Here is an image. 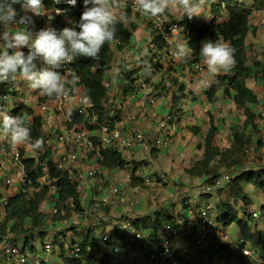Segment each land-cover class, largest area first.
<instances>
[{
  "label": "built area",
  "instance_id": "built-area-1",
  "mask_svg": "<svg viewBox=\"0 0 264 264\" xmlns=\"http://www.w3.org/2000/svg\"><path fill=\"white\" fill-rule=\"evenodd\" d=\"M47 2L51 4L50 9ZM42 3L46 13L37 16L32 24L33 34L46 27L56 28L54 21L67 14L70 8H78L79 13L85 8L84 0H76L74 6L68 0L64 3L42 0ZM120 6L121 10L131 13V20L136 22L137 31L142 33L145 43L139 45L135 40L122 49L119 48L120 41L113 44L114 55L104 73L108 93L103 107L110 119L100 120L83 86H78L80 81L67 98L60 99L47 98L40 93L34 95L32 89L25 93L29 85L19 78L0 83V88L4 89L0 93V111L9 116L24 114L30 129L35 117H38L43 141L38 149L32 148L31 139L29 144L12 146L3 135V116H0V224L6 221L7 207L12 197L43 191H47L48 197L55 194L57 184L49 171V162H52L58 170L68 173L69 179L76 183L81 192L83 211L75 215L99 229L101 237L97 250L101 255L109 256L108 264H122L125 257L130 258L129 264H264L261 252L242 236L235 241L225 232L215 206L202 203V196L207 197L216 190L219 192L227 188L230 175L220 178L214 185H204L198 195L187 192L184 195L187 209L180 207L173 211L175 224H165L156 236L152 235V231L148 233L136 228L131 220H117L112 226L105 223V218L99 217L106 207L110 208L115 203L139 204L126 198L120 186L107 185L110 175L107 176L108 172L100 164L103 151L116 147L129 161L133 156L145 160L151 150L167 148L170 137L177 132V117L158 122L157 130L148 126L151 116L156 115L153 108L160 100L169 97L172 100V95L161 94L162 89L173 78H178L180 71L203 74L207 70L202 58L199 60L192 49L191 58L185 57L186 62L178 58L177 43H187L185 27L170 14L153 20L135 10L134 0H120ZM222 7L226 9L224 4ZM56 9H61V14L58 15ZM263 20L264 8L254 10L251 22L262 24ZM78 22V18L67 16L63 26L75 27ZM74 61L55 71L62 72L70 79L69 69L77 74ZM36 66L38 70L46 67L39 59ZM130 72H134L133 79L124 75ZM208 80L211 83L207 90L215 83ZM156 85L159 91H155ZM128 86L132 88L130 91H127ZM75 117H79V120ZM40 167L42 174L34 183L31 174L37 173ZM146 175L142 171L137 177L146 180ZM148 183L151 184L150 181ZM47 200L44 205L48 206L44 211L49 213L48 208L55 214L57 207L47 203ZM65 205L74 208L73 200ZM249 213L253 224L264 228V209L262 212L249 210ZM90 226L84 228L83 232L86 233ZM115 226L126 234L124 243L111 242L109 232ZM76 230L81 231L79 228ZM75 234L71 236L75 244L70 249V255L78 257L80 245L86 239L85 234L81 237ZM188 235L192 238L190 241ZM50 237L47 235L43 240L36 239L33 242L35 252L30 251L22 239L12 235L5 237L0 244L2 264H50L48 258L55 249ZM134 243L136 248L132 246ZM129 247L133 250L130 251ZM137 249L140 253L134 257Z\"/></svg>",
  "mask_w": 264,
  "mask_h": 264
},
{
  "label": "trees",
  "instance_id": "trees-1",
  "mask_svg": "<svg viewBox=\"0 0 264 264\" xmlns=\"http://www.w3.org/2000/svg\"><path fill=\"white\" fill-rule=\"evenodd\" d=\"M62 3L67 0H60ZM211 8L215 15H223L226 12L228 19L226 21L217 22L216 18L211 25H200L198 22L191 20L188 15H185L182 21H178L185 27V39L188 45L194 51L196 57L200 60V49L204 40H221L227 42L235 49V67L227 74L215 76V83L207 91V97L210 103L215 101L218 91L222 90L224 97L230 100L237 109L244 112L247 118L243 129H234L232 131L230 147L221 148L216 143V137L219 129L216 125L215 117L210 113L207 135L204 142L198 144V149L203 152V155L193 165L187 169V174L194 179L203 180L204 185H214L217 180L230 175L231 180L226 189L230 191V197L234 203L242 202L244 206L237 207L230 202L222 203L218 206V219L222 222L225 228L236 223L239 226L241 236L250 243L253 247L261 252L264 259V228L257 229L255 224L249 218L250 213L247 204L251 203V198L246 191L247 185H252L259 190L264 191V166H253L251 160V151L253 148L260 149L264 146L263 134L260 124L256 119L254 107L259 104V96L250 88L249 81L256 77V74L261 75L264 82V64L261 62L251 63L249 57V46L247 38L250 34L255 35L256 29L253 28L251 17L254 10L264 8V0H209ZM222 4L226 6L223 9ZM48 8L51 4L47 2ZM18 12V17L24 15L20 5L14 6ZM78 8H70L67 14L54 21L53 25L60 30L63 29L64 18L75 17L80 18ZM169 14V13H165ZM128 24L124 26L117 24L116 41H120L119 48L122 49L131 43V39L138 29L134 22L131 13H127ZM79 30L78 28L76 29ZM159 42V41H156ZM251 50V49H250ZM114 55L113 44H105L101 49L98 59L77 57L74 61L77 75L80 77L78 86H83L87 99L93 104L95 112L100 115V120L110 119L107 111L104 110L103 103L107 97L108 87L104 79V73L108 69ZM60 72V71H58ZM62 74V72H61ZM126 77L133 79L134 72L125 74ZM178 78H173L171 82L177 87V91L172 92L171 105L176 108L183 100L191 97L193 101L197 97L187 91L183 83H179ZM159 87L158 85L155 88ZM132 88L127 87V91ZM4 89L0 88V93ZM163 94V91L162 93ZM47 97V96H46ZM49 98V97H47ZM54 98V97H53ZM29 113H32L29 110ZM79 120V117H75ZM118 119V118H117ZM190 132L198 136L202 133V128L192 126ZM31 140L33 144L37 139L42 140L40 133V119L35 117L31 125ZM159 152L160 150H151ZM128 160L117 150L116 147H109L102 153L100 161L101 166L111 175L110 172L123 171L128 166ZM49 171L52 180L57 184L58 190L51 196L50 204L57 207V212L53 215L47 214L42 209L44 202L47 200V191L38 194L21 193L12 197L7 207V217L3 224H0V244L5 237L14 236L23 240L24 245L35 252L33 242L36 239L43 240L48 231H44L43 225L48 224V219L51 217L53 226L59 223L69 222L73 214L83 211L81 205V192L78 190L76 183L69 179L67 172L58 170L52 162H49ZM42 174V167L37 173H33L32 178L35 183ZM111 178L107 177V184ZM160 181V179H158ZM130 186L133 188H144L145 180L131 175ZM184 187V186H183ZM222 194L223 189L219 190ZM207 197H211L208 195ZM49 198V197H48ZM69 200H73L74 208L65 205ZM264 207V204H263ZM183 209L185 199L183 200ZM109 208L106 207L104 212L108 213ZM176 209H173L175 211ZM170 213H162L157 207L155 212L151 214L135 215V217L124 216L122 219L131 220L134 226L144 232H154L153 236L157 235L163 226L167 223L175 224L176 220ZM242 212V215L240 214ZM223 214V215H222ZM130 218V219H129ZM76 229L78 227H75ZM75 229V230H76ZM98 228L90 226L86 229L85 241L81 243V252L78 257L67 254L65 244H60L59 258L63 264H108L109 256L101 255L98 252L100 237L97 236ZM78 236V234H75ZM112 243L116 241L125 242L126 234L113 227L109 232ZM58 235L54 237V243H57ZM75 244L74 238L71 239L70 249ZM129 246V244H128ZM136 248V244H132ZM131 246V247H132ZM129 247V250H133ZM0 264H2V255L0 254ZM45 264V263H43Z\"/></svg>",
  "mask_w": 264,
  "mask_h": 264
},
{
  "label": "clouds",
  "instance_id": "clouds-1",
  "mask_svg": "<svg viewBox=\"0 0 264 264\" xmlns=\"http://www.w3.org/2000/svg\"><path fill=\"white\" fill-rule=\"evenodd\" d=\"M60 0H56L59 3ZM71 5L76 0H68ZM208 0H134V8L142 15L156 20L165 13L182 12L189 18L203 13ZM85 8L75 27L57 30L46 27L33 34L26 27L32 22L27 13L41 16L46 13L42 0H0V25L5 26L0 35V83L17 78L26 81L29 88L41 95L56 99L67 98L79 83L80 77L69 69V76L55 71L73 62L77 57L98 59L103 46L116 42L117 24L127 26V13L121 10L120 0H84ZM91 4L92 6H88ZM15 5H20L24 15L18 17ZM61 9L56 13L61 14ZM15 25L14 30L10 27ZM79 29L78 31L76 29ZM27 47L25 55L20 49ZM11 50V51H9ZM177 56L185 61L191 58L192 50L186 42L177 43ZM235 49L227 42L204 40L199 55L211 76L227 74L235 67ZM42 60L43 69H37L35 61ZM211 81H201L203 87H210ZM3 116V135L12 146L29 144L31 131L24 114ZM43 141L37 139L33 149L41 148Z\"/></svg>",
  "mask_w": 264,
  "mask_h": 264
},
{
  "label": "rangeland",
  "instance_id": "rangeland-1",
  "mask_svg": "<svg viewBox=\"0 0 264 264\" xmlns=\"http://www.w3.org/2000/svg\"><path fill=\"white\" fill-rule=\"evenodd\" d=\"M207 17L205 16L203 19H206ZM264 21V20H263ZM5 26L0 25V35H2L3 30ZM15 25L10 27V30H14ZM252 35L249 37V57L251 63L254 62H261V64H264V46L258 50V49H253L254 43H252ZM2 42V41H0ZM251 42V43H250ZM251 49V50H250ZM28 53V51H26ZM37 63V60L35 61ZM179 83H182L181 80L177 79ZM250 88H252L255 93L260 97V102L261 105L259 107H254V111L256 113V119L258 123L261 125H264V82L261 79L260 74H256V77L252 80L249 81ZM30 88H26L25 93L27 90ZM155 91H159V87L155 88ZM163 93L171 96L173 91H177V87L174 85L173 82L168 84L162 89ZM34 95H38L39 91L38 90H33ZM31 97V95L29 96ZM182 104V105H181ZM169 105V104H168ZM211 105H217V106H222V111L220 113H216V120L217 122L221 125L222 127V132L217 136L216 143L219 142L221 145V148H226L230 143H231V137H232V131L234 129H243L245 122H247V118L244 115V112H236L231 111L229 108L230 102L224 97L222 90L218 91L215 101L211 103ZM182 107V108H179ZM205 103L202 102H196L191 99V97H188L187 99L183 100L176 108H173L171 106H166L165 110L167 111L166 113L163 114H156L154 116H151L150 123L157 125L158 122H162L167 119L168 117H182L184 118V115L187 111L192 110V115H189L188 118L192 122V124L198 122V124L201 125H209V115L210 112L208 113V107L204 108ZM210 107V106H209ZM262 107V109L260 108ZM216 108V107H214ZM207 109V110H206ZM214 116V115H213ZM149 118V117H148ZM195 120V121H194ZM177 123V127H178ZM192 127L191 125L187 126V128H182L184 131L189 130V128ZM209 130V129H208ZM208 133V131H207ZM264 135V132H262ZM179 140H175L172 142V150H168L166 153L167 157L163 159V161L157 160V152L156 151H151L149 155V159L142 160L141 158L139 159L137 156H133L131 160L128 162V166L125 168L123 171H116L114 173L110 172V177L113 179L111 182L109 181L107 185H112V186H120L122 189V192L125 193L126 198H128L131 202H137L141 201V203L138 205H131L129 203H115L113 204L109 210L108 213L112 217L119 218L120 216L125 215L127 211H124L125 208H130L128 211L129 214L133 215L132 213L135 212L136 210L139 209L138 212L151 209H155V207H159L160 211L162 213H170V211H173L174 208H179L183 207V200H184V195L189 192L193 195L199 194L202 192V189L204 187L203 180L201 179H194L191 178L187 174V169L190 168L193 163H195L198 159H200L202 156H197L193 154H189L188 156H181L180 150H184L185 152H188L187 146L191 145L193 142L196 143L197 149H198V144L204 142V135L202 137H184L182 136ZM187 135V134H186ZM262 135V136H263ZM206 136V135H205ZM173 138V137H171ZM170 138L169 144L167 147H169L172 139ZM174 140V138H173ZM190 140V142H187ZM264 140V139H263ZM199 143H197V142ZM225 141L224 145L223 142ZM203 155V152H201ZM195 154V153H194ZM251 160L253 163V166H264V146L260 149L253 148L251 151ZM190 166V167H189ZM144 172L146 175V180H145V186L144 188L137 187L133 188L130 186V181H131V175L135 174L136 176H139V173ZM142 178V177H141ZM160 179V181L158 180ZM148 181L151 182L148 183ZM184 186V187H183ZM246 191L248 192L251 200L250 204H247V208L249 210H258V211H263L264 208H262V205L264 204V191L257 189L256 187L252 185H247L246 186ZM131 196V197H130ZM51 197L48 198L47 203H50L52 199ZM208 202L209 204L215 206V208L218 211V206L221 205L222 203L225 202H230L235 204L238 208L241 206H244L242 202L234 203L232 198L230 197V191L229 189L224 188L222 194L220 191L218 192L217 190L211 195V197H206L202 196V203ZM48 206V204L42 206V209L45 210L44 208ZM253 206V207H252ZM135 207V208H134ZM47 214L50 216L53 215V212L50 211V209ZM114 211V212H113ZM106 212L101 213L100 218H105L106 217ZM242 215V212H240ZM223 215V214H222ZM119 216V217H118ZM122 218V217H120ZM119 220H124L120 219ZM131 218V217H130ZM129 218V219H130ZM94 220V218H92ZM107 219H105L106 224H111V222ZM89 225L88 221H84V219H80L79 217H76L75 214H73V217L69 222H64V223H59L56 226H53V222L51 220V217L48 219V224L43 225L44 231L49 232L50 240L53 242V245L55 247L54 252L56 250V253L50 255L49 257L57 256L59 253L58 251V246L60 244H65L66 247V252L67 254L71 253V250L68 246H70L71 243V236L73 233L78 234V236H82L83 229L87 228ZM113 226V225H112ZM78 227L81 231L75 230ZM93 228H95L93 226ZM257 229H261V225H256ZM83 232V233H82ZM225 232L228 233L231 236V239L233 240H238L241 236L240 234V229L238 224L234 223L231 226L227 227L225 229ZM72 233V234H71ZM58 235V240L57 243H54V237ZM97 236H101V232L99 229L97 230ZM37 245L40 247V244L37 243ZM137 253H140V251L137 249L136 253H133V256L135 257ZM126 258V257H125ZM59 259V257H58ZM57 259V260H58ZM53 262V260H52ZM51 263V261H50ZM129 263H130V258H129ZM55 264H62V262L59 259V263ZM122 264H128V262H123Z\"/></svg>",
  "mask_w": 264,
  "mask_h": 264
},
{
  "label": "crops",
  "instance_id": "crops-1",
  "mask_svg": "<svg viewBox=\"0 0 264 264\" xmlns=\"http://www.w3.org/2000/svg\"><path fill=\"white\" fill-rule=\"evenodd\" d=\"M169 14L176 21H182L184 19L185 15H186V14H183L182 12H172V13H169ZM27 15H29L31 17L32 22L30 24H28V25H22V27H26L29 31H31L33 33L32 24L34 22H36L37 16L33 15L32 13H27ZM205 16L207 18L203 19ZM215 18H216L217 22H222V21H226L228 19V16H227L226 12L223 13V15H215L213 13V11H212V8H211V2L208 0V3L204 6L203 13L200 14L199 16L194 15L190 19L193 20V21L198 22L200 25H211L213 20H215ZM252 24L254 26L253 28L256 29V34L255 35L250 34L253 37V39H252V43H254L253 49L255 48V49L260 50L264 46V21H263L262 24H259L257 21H253ZM250 35L247 38V45L248 46H249V37H250ZM143 38L144 37H143L142 33L139 32V31H136L135 35L133 36V39H131V42L137 40L136 41L137 44L144 45L145 40ZM20 50L23 51L26 54V51H28V48L24 47V48H22ZM9 51H11V50H9ZM260 51H262V50H260ZM202 62H203V60H202ZM214 78H215V76H211V74H209L207 70L203 74H198V73L188 74V72H186V71H180L179 74H178V79L181 80V82L186 86L187 91L192 92L197 97V100L194 101V103H196V102H200V103L204 102L205 103L204 108L208 107V110L207 109L206 110L208 111V113L210 112L212 115H214L215 120H216V116L215 115H216V113L218 114V113H220L222 111V106L211 105V103L209 102L208 97H207V91L208 90H207V88L203 87L202 84H201V81H203V80H206V79L214 80ZM170 101H171V97H169L167 99H165V98L161 99L160 102L153 108V112H155L156 114L160 113V114L165 115L164 113L167 112L165 110V107L166 106H171V102ZM228 101L230 102V105H233V106H230V108H229L231 111H233V112H236V111L237 112H241V110L237 109V107L230 100H228ZM259 101H261L260 97H259ZM168 104H170V105H168ZM260 105H261V102H259V104L256 105L255 107H259ZM214 107H216V108H214ZM179 108H182V107L179 106ZM260 108L262 109V107H260ZM237 112H236V114H238ZM189 115H192V110L191 111H187L185 113V115H184V118H182L180 116L177 117L178 124H179L178 128H177V132L173 133L172 136H171V137L174 138V140H173V138L170 137L172 139V141H171L169 147L163 148L159 152H157V157H158L157 160H159V161L162 160L163 161V159L167 157L166 153L168 152V150H172V147H171L172 146V142L175 141V140H179L180 137H181V134H183L182 136H184V137H188V135H190V137L193 138V136H194V137H197V139L199 137H202V135H204V137H205V135H207V131H208V129L210 127H208V125L198 124V122L192 124V122L189 120L190 118H188ZM188 125L189 126L190 125L191 126H198V127L202 128V133L200 135H198V136H195V135H193L190 132V130H185L184 131L182 128L183 127L187 128ZM216 125H217V127L219 129V133L217 135L219 137V135L221 134V132L223 130H222L221 125L217 122V120H216ZM148 126L152 127L154 130L158 129L157 125L151 124L150 122H149ZM261 129H262V132H264V125H261ZM216 141H217V139H216ZM187 142H190V140H188ZM197 143H199V142H197ZM224 143H225V141L223 142V145H224ZM217 144L219 146L221 145L219 142H217ZM230 145L231 144H229L227 147H230ZM187 150H188V152H185L184 150H180L178 152L182 153L180 155L183 156V157L188 156L189 154L190 155L191 154L197 155L199 157L202 156V153H201L202 151L197 149V145H196L195 142H193L191 145L187 146ZM149 155L146 156L147 159H149ZM195 195H197V194H195ZM137 202L139 204L141 203L140 200L137 201ZM156 209H157L156 207H155V209H153V207H152L151 209L145 210V212L144 211L138 212L139 211V209H138V210H136L135 212L132 213L133 215H131L128 212L130 210V208H125L124 211H127V213H125V215H123V213H122V216H120V217L128 216V217L132 218V217H135V215H137V214L138 215L151 214V213L155 212ZM173 209H176V211H177V210L180 209V207L179 208H174L173 207ZM170 212H172V210ZM106 217L111 222V224H114L120 218L119 216H118L119 218H116L114 216L112 217V214L110 215L109 213L106 214ZM106 217H105V219H106ZM120 219H122V218H120ZM191 239L192 238L188 235V240L190 241ZM58 251H59V253L57 254V256H53L54 259H52V257L48 258L49 261H51L50 264L59 263V259L60 258L58 259V257L60 255V248H58ZM54 253H56V250H55V252H53V254ZM52 260H53V262H52ZM60 261H61V259H60ZM123 262H128V264H129V258H124L122 260V263Z\"/></svg>",
  "mask_w": 264,
  "mask_h": 264
}]
</instances>
